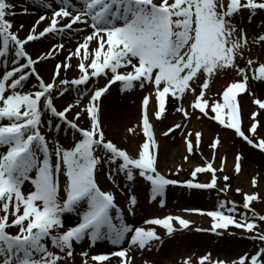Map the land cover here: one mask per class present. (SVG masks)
I'll list each match as a JSON object with an SVG mask.
<instances>
[{"label":"snow or ice","instance_id":"obj_1","mask_svg":"<svg viewBox=\"0 0 264 264\" xmlns=\"http://www.w3.org/2000/svg\"><path fill=\"white\" fill-rule=\"evenodd\" d=\"M34 3L43 14L21 36L24 25L14 27V17L35 13L27 6L18 13L12 0H0V264H76L77 248L79 264H135L130 253L146 255L159 250L166 237L193 230V221L181 215L145 218L142 225L130 222L139 204L135 188L146 182L148 203L160 208L166 206L170 186L194 196L215 190L219 197L231 188L227 157L215 166L219 133L230 130L264 152V96L254 93L264 91V20L251 35L247 27L264 14V0ZM44 39L52 41L49 49L34 58L28 46ZM64 41L75 47L65 48ZM46 64H51L48 79L38 70ZM70 71L77 75L69 78ZM220 78L229 82L214 98L210 89ZM101 79L104 83L96 87ZM114 86L121 94L146 93L142 124L127 128L131 138L139 135L137 129L145 137L135 154L108 138L103 99ZM241 93L256 106L247 116ZM153 98L155 119L166 120L175 112L187 122L164 132L168 137L182 130L188 154L183 160L199 154L206 161L193 166L191 179L180 181L159 170L160 145L148 111ZM204 118L218 126L207 143L211 159L202 151L203 131L188 130L193 119ZM242 165L237 153L235 174ZM181 171L182 166L175 175ZM199 174L210 180L200 181ZM101 180L121 191L124 206ZM249 183L261 190L237 187L242 205L220 199L210 210L183 211L210 218V227H197V232L223 237L236 235L233 227L246 231L259 244L256 251L231 260L207 252L182 264H264V214L254 207L264 203V176L257 173ZM102 241L114 250L92 254Z\"/></svg>","mask_w":264,"mask_h":264},{"label":"rangeland","instance_id":"obj_2","mask_svg":"<svg viewBox=\"0 0 264 264\" xmlns=\"http://www.w3.org/2000/svg\"><path fill=\"white\" fill-rule=\"evenodd\" d=\"M12 2L16 4L17 12L19 13L22 8L32 5L30 3L34 2V0H12ZM49 2H52V0H49ZM43 11L44 10H41L36 18H33V22L36 21L40 14H43ZM24 19L25 15H16L14 17V27H18L20 24H23ZM260 20H264V14L258 16L251 25H247V27L251 30L249 35L257 30V25ZM55 40L56 42H60V38ZM51 42L52 41L49 40L47 44H45L46 47L50 46ZM66 42L64 41V44H66ZM73 46L75 47V43H73ZM75 76L76 73H73L71 77L68 75L69 78H74ZM228 82L229 78L217 79L214 86L210 89L209 94L214 98H217L216 94L222 92V89ZM103 83L104 81L101 79L100 83L95 86H101ZM117 90L116 86H114L112 94L103 99V108L105 102L108 101ZM254 93L255 98L264 96V91H261L260 89H254ZM145 94L146 93L144 92H140L136 96L137 98L133 105L136 108V116L134 118L132 116L129 117L128 115L126 116L122 114L117 118V121L114 124H110V130L106 129V131H108L109 139H113L114 142H117L121 147L129 149L132 154H135L136 148L142 143L145 137H143L142 131L137 129L139 135L131 138V134L127 133V128L135 127L137 124H142L141 119H139V111L141 110L142 114L141 97ZM72 95H76L75 91H73ZM238 99L242 100L244 107L246 102L249 104L246 109L247 113L255 110L256 106L252 103V99L249 98L247 93H241ZM148 107H150L149 112H151L150 120L152 121L151 123H153L156 139L160 145L158 160L159 170L162 173L169 174L172 178L180 181L191 179L192 177L190 176V173L193 170V166H202L206 163V161L202 159L199 154L194 157L190 156L189 162H185L183 160V157L188 154L186 152L184 138L180 135L182 130H177L176 133L170 134L168 137L164 136V132L168 131L170 126L175 123L187 122L184 121L183 117L179 113L175 112H173L166 120L155 119V117L151 115L156 110V101L154 98L150 99ZM105 122L109 125L106 120ZM217 128L218 126L216 123L208 120L207 118L201 120L193 119L190 123H188L189 131H203L205 146L202 148V151L206 157H209V159H211L212 151L207 147V143L209 139L215 138L217 135ZM219 135L221 139L220 148L222 149L219 148L217 152L215 166L220 167L221 158L227 157V165H230V167L226 166V174L231 177V180L229 181L231 188L227 191V193H221L218 197L215 190H213L212 192H201L199 195L194 196L190 192H185L180 186H175L173 188H169L170 190H168L166 206L164 208H160L156 204L148 203L149 192L147 184L146 182L142 183L139 187L135 188L139 204L135 210L136 215L132 217L138 219L137 225H142L145 218H150L153 215L163 217L168 214L175 215V213H178L185 218H190V216L195 215L206 219V215L196 212H185L183 210L192 208L210 210L213 208L214 203H218L220 199H227L236 202L238 205H242V196L235 191L237 187H240L247 192L261 190L260 187L253 188L249 181L251 176L257 173L264 176V152L247 146L238 137H233L230 130L227 132H220ZM237 153H240L243 156V170L239 175L235 174L232 161ZM181 166L183 167V171H181L179 175H175L176 170L181 168ZM223 174L224 173H218L220 176ZM198 179L202 182H207L210 180V176L207 174H199ZM101 181H104L106 185H111L110 189H112V191H116L117 198L123 199L125 203L126 197L121 194V191H117L107 180ZM101 186L104 188L103 185ZM220 186L223 187L222 181L220 182ZM254 207L258 213L264 214V203H255ZM248 214L251 215L250 212ZM209 221L211 220L207 217L204 222L208 225ZM192 229L193 230H186L182 233H178L174 238L166 237L164 244L159 248V250H153L152 255L147 258L150 264H182V261L189 256L194 255L195 257H199L207 252H211L213 258L231 260L236 259L245 253H254L259 247L257 242L247 238L248 233L242 229H235L233 227L230 230L235 232L236 235L229 236L225 234L223 237H217L215 234L210 232H197L194 230V227H192ZM158 231L160 235H165L160 229H158ZM79 251L80 249L77 248L76 256H78V258H80L78 255ZM98 251L101 250H97L95 247L91 250V253H103V251Z\"/></svg>","mask_w":264,"mask_h":264},{"label":"bare ground","instance_id":"obj_3","mask_svg":"<svg viewBox=\"0 0 264 264\" xmlns=\"http://www.w3.org/2000/svg\"><path fill=\"white\" fill-rule=\"evenodd\" d=\"M15 1H18V0H15ZM30 4H32V5H30L28 7L29 11L34 12L35 14L34 15H25V19H24V23H23L24 30H22L20 32L21 36H24L26 34L27 29H29L31 27V25L35 22V21L33 22V18H36V16L42 10L37 5H35L34 2H32ZM45 24H46V22H42L41 25L38 26V30L42 29V27H44ZM55 39H59V38H55ZM48 41H49V39H44L40 43H32L28 46V51L35 58L39 53L46 52L49 49L50 46L46 47V45H45V44H47ZM64 45H65V48H68V47L74 48L73 42H66V44H64ZM73 63H75V61H73ZM50 68H51L50 64H46L44 66H38V70L41 72V75L45 79H48V77H49ZM73 73L74 72L70 71L67 73V76L69 75V77H71V75ZM138 93H140V92H137L136 94H121L119 92V90H117L115 92V94L112 97H110V99L108 101L105 102V105H104L105 120L109 123V125L114 124L117 121V118L122 114H124L126 116L128 115L129 117L132 116L133 118L136 116V108L133 105H134V101L137 98L136 96ZM248 105L249 104L246 102L245 107H244L245 112H246L245 116L247 115L246 109H247ZM149 109H150V107H148V111H150ZM150 113L151 112H149V114ZM139 119H141V110L139 111ZM220 149H222V148H220ZM230 162H231V159H230ZM227 166L230 167V165H227ZM101 185H103V187L106 190H112V189H110L111 185H109V184L106 185V183L104 181H101ZM170 188H171V186H170ZM117 199H118V202H120V204L124 205L123 199H120V198H117ZM175 215H179V214L175 213ZM188 219L193 221L192 227H194V228L198 227V228H202V229H208L210 227V224H211V221L208 222V225L205 224L204 221L207 219V217H206V219H204V218L192 215ZM74 221H75V218L73 217L72 222H74ZM130 222L137 224L138 219L135 217H130ZM159 229L164 232V230L162 228H159ZM12 231L15 232V229H13ZM164 234H165V232H164ZM96 249L101 250L98 252L103 251V253L114 250L113 246L107 241L100 242L97 245ZM152 252L147 253L146 255H142L141 252L136 251L134 253H130V255L135 256V264H143V261L145 259H147L150 255H152ZM79 261H80V258H78V256H76V263L79 264ZM114 264H115V261H114Z\"/></svg>","mask_w":264,"mask_h":264}]
</instances>
